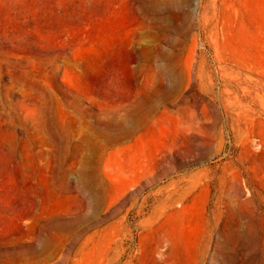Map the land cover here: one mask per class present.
<instances>
[{
  "label": "rangeland",
  "instance_id": "374dc122",
  "mask_svg": "<svg viewBox=\"0 0 264 264\" xmlns=\"http://www.w3.org/2000/svg\"><path fill=\"white\" fill-rule=\"evenodd\" d=\"M0 264H264V0H0Z\"/></svg>",
  "mask_w": 264,
  "mask_h": 264
}]
</instances>
